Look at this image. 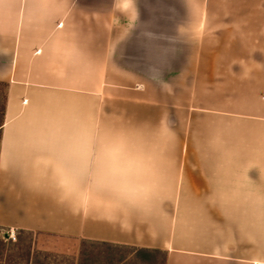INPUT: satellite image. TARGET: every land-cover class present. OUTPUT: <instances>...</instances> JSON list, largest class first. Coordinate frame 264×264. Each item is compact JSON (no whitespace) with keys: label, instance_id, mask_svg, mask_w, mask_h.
Listing matches in <instances>:
<instances>
[{"label":"crops","instance_id":"1","mask_svg":"<svg viewBox=\"0 0 264 264\" xmlns=\"http://www.w3.org/2000/svg\"><path fill=\"white\" fill-rule=\"evenodd\" d=\"M186 63L199 72L188 86L257 93L255 117L199 113L211 121L196 130H264V0H0V230L45 237L69 264H124L120 248L134 264H148L138 248L164 252V264H264L251 249L264 238L261 224L251 240L249 216L264 208L250 206L260 195L249 177L235 190L233 173L191 174L196 162L169 141V92L185 106ZM245 90L236 100H255ZM179 110L176 130H187ZM97 119L119 129L95 130ZM57 184L77 199L64 202ZM141 193L146 210L131 203Z\"/></svg>","mask_w":264,"mask_h":264},{"label":"rangeland","instance_id":"2","mask_svg":"<svg viewBox=\"0 0 264 264\" xmlns=\"http://www.w3.org/2000/svg\"><path fill=\"white\" fill-rule=\"evenodd\" d=\"M178 57L175 56V60ZM177 61L174 65V69L170 70V78L177 80ZM186 79L187 86L182 88V96L180 98L186 99L185 106L183 102L178 103V90L177 87L171 88L169 92L170 98V127L174 130H169V141L170 143H181L185 146L182 154L186 158L187 164H193L196 162V166L187 167L191 170V174H203L211 173L212 171H225V173H233L235 186L234 189L242 190V177L243 175L248 176L250 179L249 190L252 193H258L260 198H250V206L264 208V130H196L195 127H203L205 123L211 121V117L201 118L197 117L199 113L210 114H227L234 116V119H244L245 117H255L253 114L254 110H257L258 100L256 91L253 93V88H240L233 87V96L227 94L226 90L230 91L231 88H220V87H206L201 88L198 86L189 85L193 79L198 77L196 70L192 69V64L186 63ZM190 67V68H189ZM154 75L157 73L161 75V72H153ZM190 79V81H188ZM245 91L248 93L246 98H251L254 94L255 100L250 101H239L236 99H241V95H236V92ZM5 84L0 81V123L2 120V107L4 103L5 96ZM185 90V91H184ZM215 90L219 91V95L225 99L226 97L234 98L235 102L226 103L206 102L207 97H209ZM251 92V93H250ZM160 93V91H159ZM157 94V91H154ZM165 95V93L163 92ZM161 95V93H160ZM194 96L197 100H194ZM205 97V98H204ZM167 101V100H166ZM167 106V102L165 103ZM164 104V105H165ZM180 109V110H179ZM183 111L186 113V118L181 120L182 124L185 123V128L187 130H176L177 121L174 118L176 113ZM213 119V118H212ZM246 120V118H245ZM258 120V119H251ZM85 120V126L86 124ZM119 120L115 122L113 119H97L95 130H114L115 127L118 128L120 124ZM194 126V127H191ZM191 127V130H190ZM195 129V130H194ZM250 131V132H249ZM260 132V133H259ZM141 137V136H140ZM203 164H208V166H200ZM252 170L254 173H252ZM256 171V172H255ZM250 172V176L248 175ZM240 180V182H238ZM259 180V181H256ZM245 186V185H244ZM246 186H248L246 184ZM247 189V188H246ZM244 188V190H246ZM235 201V200H234ZM252 210V209H251ZM245 217V216H244ZM250 217V232L251 240L253 238L254 232L257 234V229L261 226L263 231L258 234L264 238V214H252ZM257 228H253L256 227ZM256 229V230H255ZM6 230H0V264H29L30 261H36L38 259L46 261L50 264H69V255L57 254L55 252H50L45 248L50 245V240L45 242L42 236L33 235L30 233H17L14 232V239L6 237ZM260 246L251 247L253 250H257L264 253V240L262 239ZM257 244V242H256ZM121 256L126 257L124 264H134L133 252L130 249H117ZM138 254V253H137ZM148 264H151L150 259L146 258ZM138 264H144L143 262H138ZM156 264H163V257L156 258Z\"/></svg>","mask_w":264,"mask_h":264},{"label":"clouds","instance_id":"3","mask_svg":"<svg viewBox=\"0 0 264 264\" xmlns=\"http://www.w3.org/2000/svg\"><path fill=\"white\" fill-rule=\"evenodd\" d=\"M160 143H163V141L160 140ZM143 150L146 156L150 157L152 151V143L146 141L143 145ZM0 170H7V166L2 160H0ZM21 173L24 177V186L28 190H37L38 186L32 181L26 164L21 165ZM56 187L59 195L64 202L73 203L77 199V193L71 187L63 184H57ZM150 201V194L141 193L138 196H134L131 200V203L137 210H146L150 205Z\"/></svg>","mask_w":264,"mask_h":264},{"label":"trees","instance_id":"4","mask_svg":"<svg viewBox=\"0 0 264 264\" xmlns=\"http://www.w3.org/2000/svg\"><path fill=\"white\" fill-rule=\"evenodd\" d=\"M2 111H3V107H2ZM2 122V120H1ZM1 126V123H0ZM136 253H138L139 255H143L144 257H147L150 259L151 264H156V258L157 257H163V264L165 262V253L159 250H155V249H146V248H138L136 249Z\"/></svg>","mask_w":264,"mask_h":264},{"label":"built area","instance_id":"5","mask_svg":"<svg viewBox=\"0 0 264 264\" xmlns=\"http://www.w3.org/2000/svg\"><path fill=\"white\" fill-rule=\"evenodd\" d=\"M6 237H10L12 239H14V231L13 230H9V231H6Z\"/></svg>","mask_w":264,"mask_h":264}]
</instances>
